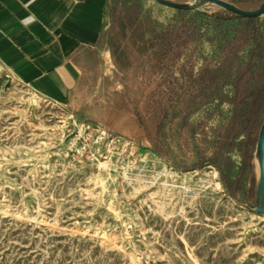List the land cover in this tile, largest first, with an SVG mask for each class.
Returning <instances> with one entry per match:
<instances>
[{"label": "rangeland", "instance_id": "obj_1", "mask_svg": "<svg viewBox=\"0 0 264 264\" xmlns=\"http://www.w3.org/2000/svg\"><path fill=\"white\" fill-rule=\"evenodd\" d=\"M110 13L115 66L66 105L0 64V264H264V14Z\"/></svg>", "mask_w": 264, "mask_h": 264}, {"label": "crops", "instance_id": "obj_2", "mask_svg": "<svg viewBox=\"0 0 264 264\" xmlns=\"http://www.w3.org/2000/svg\"><path fill=\"white\" fill-rule=\"evenodd\" d=\"M117 1L125 2L0 0V64L35 92L66 105L89 72L101 71L103 61L115 66L117 48L108 36Z\"/></svg>", "mask_w": 264, "mask_h": 264}, {"label": "water", "instance_id": "obj_3", "mask_svg": "<svg viewBox=\"0 0 264 264\" xmlns=\"http://www.w3.org/2000/svg\"><path fill=\"white\" fill-rule=\"evenodd\" d=\"M180 10L199 9L205 5H217L239 18L259 17L264 14V0L256 8L245 9L228 0H152ZM255 157L258 163V176L256 179L255 210L264 215V120L261 124Z\"/></svg>", "mask_w": 264, "mask_h": 264}, {"label": "built area", "instance_id": "obj_4", "mask_svg": "<svg viewBox=\"0 0 264 264\" xmlns=\"http://www.w3.org/2000/svg\"><path fill=\"white\" fill-rule=\"evenodd\" d=\"M106 138L109 142L113 143L115 141L114 137L111 136H104V134H99L98 138Z\"/></svg>", "mask_w": 264, "mask_h": 264}, {"label": "trees", "instance_id": "obj_5", "mask_svg": "<svg viewBox=\"0 0 264 264\" xmlns=\"http://www.w3.org/2000/svg\"><path fill=\"white\" fill-rule=\"evenodd\" d=\"M256 47H257V45H256ZM255 49H256V48H255ZM253 51H254V50H250L249 53H252Z\"/></svg>", "mask_w": 264, "mask_h": 264}, {"label": "bare ground", "instance_id": "obj_6", "mask_svg": "<svg viewBox=\"0 0 264 264\" xmlns=\"http://www.w3.org/2000/svg\"><path fill=\"white\" fill-rule=\"evenodd\" d=\"M214 173H217V171L215 170ZM264 216V215H263Z\"/></svg>", "mask_w": 264, "mask_h": 264}]
</instances>
